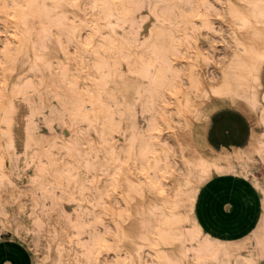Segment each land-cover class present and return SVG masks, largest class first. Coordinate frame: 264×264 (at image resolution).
Wrapping results in <instances>:
<instances>
[{"label": "snow or ice", "instance_id": "snow-or-ice-1", "mask_svg": "<svg viewBox=\"0 0 264 264\" xmlns=\"http://www.w3.org/2000/svg\"><path fill=\"white\" fill-rule=\"evenodd\" d=\"M120 7L119 3H101L100 0H20L13 2L8 9L9 12L19 11V17L12 15L13 21H23V28L27 31H17L13 34L11 29L6 30L2 35L8 37V41L0 40V113L4 119H0V125L6 124V117L9 110L15 111V101L21 96L31 99L36 94V88L26 77L20 78L14 85L8 84V72L10 64L9 53L15 51L19 44L28 40L30 46L35 49L32 43L39 34L45 41H54L56 47L52 49L53 54L59 49H64L62 37L64 31H60V36L52 35L53 30L59 31L61 23H44L42 17L33 15L37 9H51L59 16L60 21H67L69 16H73L79 21L80 28L77 31L83 32L88 29V35L75 40L72 34H68L69 44H74V53L77 61H83V66L77 65L78 69L84 72L83 83L75 76L71 82L65 80L63 85L66 87L68 96V109L65 119H71L77 129V137L70 144L57 145L51 137H41L39 142H34L31 138L29 145L25 149L23 156L29 152L32 161L25 163L26 169L33 170L34 174L30 183L36 187L33 194L34 199L23 202L16 194L15 185L7 178H2L0 183V225L6 230L14 240H20L28 235L34 236L37 229L42 226L43 218L49 211L59 213V221L65 224L70 232H80L83 240L81 247L89 250L88 259H69L61 258L57 261L51 259L41 260L36 257L34 264H144L143 259H137L141 250L139 241L145 240V235L141 232L137 235L136 228H130L129 233L121 237L119 225L113 224L114 220L122 218L125 210L135 203L146 199H171L172 190L165 191L162 181L168 176L167 171L161 173L163 167L162 154L157 153L154 148L144 147L139 141L126 143L123 147L114 145L111 136L114 130L109 129V121L113 119L112 105L115 97L107 90V85H101V80L106 78V73L110 70L113 56L117 55L116 48L110 46L111 36H103L102 30L110 25H100L99 21L93 26L89 22L91 16L95 19V13L101 16L104 11L112 9L115 11ZM193 9L199 7L201 10L210 5L201 3L191 5ZM256 7V5H249ZM259 7L264 9V0H260ZM66 10H71L68 15H64ZM237 25L243 29L251 27V22L247 17L239 14H232ZM264 17V12L261 13ZM83 17V19H81ZM111 18V17H109ZM200 19H204L203 16ZM224 19V17H221ZM39 20L40 23L36 24ZM29 22L34 26L29 27ZM264 40V31L258 34ZM16 43L12 44L11 41ZM237 39L236 49L239 52L243 48ZM66 51V49H65ZM247 51V49H245ZM175 55L177 60L185 61L182 71L177 72L172 64L175 63L171 58ZM195 53L185 51V46L180 45L167 52L166 58L169 61L167 70L158 80L157 92L160 106L167 114L169 111L174 116L180 118V126L177 128V136L182 141L186 140L188 148L181 143L177 145V151H191L201 148L204 143L201 137H207V146L219 148L220 143L235 142L236 137L247 139L250 127L259 133H264V102L259 106L255 101L256 83V63L244 65L250 67L247 76L248 84H237L226 81L219 88H213L207 94L203 86L199 85L196 76V69L192 68L187 61L189 56ZM40 56L36 57V64L40 63ZM233 57V62H236ZM260 72L264 78V55L258 58ZM156 65H150L151 71H156ZM38 70L36 67L33 71ZM100 77L101 80H97ZM91 83L89 95H85L84 84ZM43 86V81L40 82ZM248 88L247 100L237 103V100H244V96L239 98L236 91L239 88ZM264 90V80L261 83ZM193 93H195L196 111H193ZM231 101V106L225 101ZM213 104L219 107L213 108ZM255 109V114L253 113ZM214 112V115L210 113ZM43 115L38 107L33 106V114L28 119L31 121L35 115ZM161 125L167 126L164 118L158 117ZM251 122V124H250ZM259 128H256V124ZM87 124V131L83 126ZM93 128L96 131L93 133ZM7 139V133L4 134ZM95 136V139L92 137ZM58 139V138H57ZM147 143L151 145L152 140ZM255 139H253V145ZM9 145V151H11ZM58 148L53 154L52 149ZM35 149V150H33ZM258 161L264 162V136L261 137ZM13 166L18 164L15 155L11 157ZM9 163L8 153L0 156V171H7ZM204 177L201 176V179ZM175 199L177 202L183 201L185 207L190 205L191 196L194 194L192 185H183L181 189H176ZM65 193L71 196L65 197ZM259 194L264 196V184L259 186ZM65 199L72 209L64 211ZM191 225V221H189ZM128 227V225H126ZM159 229L150 233L148 238L156 235ZM200 240L208 243L207 238L201 235ZM128 241L135 248L130 256L124 259H116L111 262L105 261L103 253L115 252L118 257L121 254L120 245ZM165 233H160L151 247L158 249L162 244H166ZM98 257V259H93ZM0 264L3 261L0 260ZM157 264V260H153ZM163 264H191V257L186 253L180 252L170 258H166ZM197 264H205L203 261ZM211 264V261L208 262ZM253 264V262H249ZM260 264H264V258Z\"/></svg>", "mask_w": 264, "mask_h": 264}, {"label": "bare ground", "instance_id": "bare-ground-1", "mask_svg": "<svg viewBox=\"0 0 264 264\" xmlns=\"http://www.w3.org/2000/svg\"><path fill=\"white\" fill-rule=\"evenodd\" d=\"M214 1H220L218 11H215L210 0H171V16L162 13L160 10H153L151 16V14L144 9L142 12L149 14L148 18L138 20L139 17L137 14L139 12H136L137 4L135 0H100L101 3L110 2L112 4H120V7L115 11L108 9L104 11L103 16L97 12L94 14L95 19L91 16L89 17V22L93 26L97 24V21H99L100 25L107 24L111 26L104 27L102 35L113 37V39L110 40V46L115 47L117 51V55L112 58V66L106 73V78L101 80L100 77H96L97 80H101V85H107V90L115 97V102L112 105L113 119L109 121V129L114 130V134L111 136V141L114 145L121 146L122 144L121 147H123L126 143H130L134 140L141 143L140 135L133 127L131 107L127 99L128 93L133 92L139 94L140 82L138 80L149 74L152 78L151 83L154 89L153 91H155L158 87L159 78L167 70L169 63L166 58L167 52L180 45L185 46V51H188L191 45L194 46L195 56L188 60L187 63H189L192 68L196 69L197 81L199 85L203 86L205 94L213 88H219L220 85L224 84L226 81L235 82L238 85H247V76L250 67H245L244 65L247 64L250 66L251 63H256L255 101L257 106H259L261 102H264V90L261 89V83L264 78H262L258 63V58L264 55V40H261L258 35L260 32L264 31V17L261 16L264 9L259 7L260 0ZM13 2H20V0H0V25L4 28V31L8 30V28L11 29L13 34L17 31H27V29H24L22 26L23 21H13L11 18L12 15H17L18 17L20 15L19 11H8ZM39 2H43V0H39ZM54 2L55 0H49V3ZM93 2H95V0H93ZM201 3L210 5V7H206L202 10L199 7L196 9L191 7V5H198ZM249 5H256V7H249ZM174 7L179 8L177 11L178 17L176 19L172 13ZM69 11L71 10H66L64 15H68ZM234 13L239 14L242 18L247 17L251 22V27L241 29L233 18L232 14ZM33 15L42 17L44 23H61V29L59 31L53 30L52 35L59 37L60 31L65 32V35L62 37L64 49H59L53 54L52 49L56 47L55 42L45 41L42 36H40L39 28L37 27L36 39L32 41V43L36 45L35 49L30 46L28 40H24L15 51L9 53V59L13 62L10 64V71L8 72L6 82L14 85L18 79L24 78L29 68L33 69L36 67L38 69L36 71H39L42 75L40 82L43 81V86L46 89L45 95L42 93L38 95L39 106L49 101L52 110V118H56L63 122L69 121L70 123L65 125L68 129V134L77 137V129L74 127L73 122L70 118L65 119L68 109V92L63 82L65 80L71 82L73 76L82 83L84 81V72L77 67V65L82 67L83 61H77L74 55L76 47L74 44H69L68 41L70 37L68 34H72L71 38L79 40L81 37L88 35V29L85 28L83 32L77 31V29L80 28L79 21L75 20L71 15L67 21H60L59 16L51 9H37ZM212 15H218L219 21L224 25L226 30L223 38L227 50L218 60H216L214 56L208 55L202 51L196 34V31H205L206 34L217 32V28L213 26L214 20L211 18ZM201 16H203L204 19H200ZM221 17H224V19H221ZM81 19H83V17H81ZM39 23L40 21L37 20L36 24ZM175 24H184L185 27L181 29L172 28ZM163 25H171V40L167 39V33L162 30ZM218 25L216 27H218ZM33 26L34 25L29 22V27L31 28ZM178 31H180V34H178ZM237 39L244 45L243 48H240L239 52H237L236 49ZM172 40H174L176 44L171 43ZM3 41L8 40L3 38ZM11 43L15 44L16 41L13 39ZM245 49H247V51H245ZM38 55L41 58L39 65L36 64V57ZM233 57L237 58L235 63L233 62ZM171 59L173 61L177 60L174 54ZM212 61H215L216 64L219 63L218 67L221 70V74L218 78L211 74L214 78L211 77V79H209L203 72V67L209 65ZM150 65L157 66L155 72L150 70ZM172 67L177 72L181 71V69H177L174 64H172ZM0 75H2V73H0ZM83 86L85 88V95H89L91 83L89 82ZM247 93L248 88L246 87L239 88V90L236 91L237 97L244 96L245 101L247 100ZM195 95L196 94L193 93V111L197 110ZM25 100L28 101L29 99L25 98ZM24 101L20 98L12 101L15 105V111L12 112L9 110L6 117V124L0 125V154L3 153L2 140L4 139L3 134L5 132L7 133V139H4V145L6 147L11 145L15 148L25 142L28 133H34L33 122L28 119V117L33 114V107L28 110ZM153 103L157 106L156 121L158 124L150 130L152 134L150 140H152L153 143L149 145L146 141L143 145L144 147L154 148L157 153L162 154L164 170L161 169L163 171H161V173L167 171V178L169 179V183H167L168 187L163 186L165 191L169 189L172 190V198L146 199L130 206L129 210L133 211L134 214L133 216L129 214L126 216L128 221L125 223L122 222V218H124L125 215L113 221V224L119 225L121 237L129 233L130 228L137 227L138 232H141L139 227L145 229L147 225L153 227L157 226L155 230L159 229V232H156V235L149 239V235L144 234L145 240L138 242L142 247L137 259H143L144 264L147 262L148 264H153L154 259L157 260V264H163L166 258L178 255L180 252H184L188 257H191V259L194 260L192 264H197L199 261H203L205 264H208L209 261H211V264H249V262L260 264L261 259L264 258V196L260 195L263 212L257 225L251 232L239 239L211 235L203 228L200 221V216L204 211L201 205H203L208 198L207 195L214 191L211 186L213 178L218 174L229 172L231 173V180L233 182H243L244 179H246V172L248 171L246 168L248 160L240 158L236 164L223 165L218 163L214 158H209L202 146L200 149L196 150L177 151V145L181 143L184 144L186 149L188 148L187 141H182L177 136L180 118L174 116L171 111L165 114L160 106L156 91ZM158 117L164 118L167 126L161 125L158 121ZM4 118L3 113H0V119ZM163 128L167 129L165 133L161 132ZM83 129L87 131V124L83 126ZM92 131L94 133L96 129L93 128ZM262 136H264V133H261L257 138L255 157L259 156ZM92 138L95 139V136ZM176 157L178 159H176ZM249 159H254V157L249 156ZM201 176L204 178L201 179ZM253 179L256 184V190L259 193V186L261 184L258 183L255 176ZM185 184L194 187V194L191 196L190 205L187 207H185L183 201L177 202L175 199V190L181 189ZM243 185L244 183H241L240 192L244 194L243 197L246 202H252V199L248 198L249 194L244 191ZM71 195L72 194L69 193V196ZM146 212L150 214L149 218L143 220L141 215ZM189 221H191V225ZM126 225H128V227H126ZM161 232L165 233L167 243L162 244L158 249L151 247L153 243H156V239ZM79 233L80 232H78V235ZM137 235L139 234L137 233ZM201 235L207 238L208 243H203L200 240ZM50 237L55 243L51 255L52 261H57L61 258L65 261L69 259L89 258V250L81 247L82 243H86L81 234L79 237H73V235H70L65 230H59L52 231ZM247 238L255 240L258 252L243 251L242 248L246 246L241 247L236 245L241 240ZM146 242L150 244L147 251L145 250ZM120 248L124 249L125 254L123 255L121 253L120 257H118L114 252L115 259H124L130 256L135 245H132L128 241H124L120 245ZM145 255L147 256V260H145ZM93 259H98V257H93Z\"/></svg>", "mask_w": 264, "mask_h": 264}, {"label": "rangeland", "instance_id": "rangeland-1", "mask_svg": "<svg viewBox=\"0 0 264 264\" xmlns=\"http://www.w3.org/2000/svg\"><path fill=\"white\" fill-rule=\"evenodd\" d=\"M170 1L171 0H135L137 4L136 12L137 13L139 12L137 14V16L139 17L138 20H144L145 18H148L149 14H145L142 12L144 9H146V11H148L150 14L152 13L153 10H160L162 13H165L171 16ZM210 3L213 4L215 11H218L220 7V1L210 0ZM178 10H179L178 7H174L172 9V13L174 14L175 19L178 17L177 16ZM211 18L214 20L213 26L217 28V32L212 33V34L211 33L206 34L205 31H202L203 33L200 31H196V34H197L198 43L200 44L202 51L208 55L214 56V58L218 60L219 58H221L223 53L226 52L227 50V46L223 38V35L226 33V30H225L224 25L219 21L218 15H212ZM217 25L218 27H216ZM182 27L183 28L185 27L184 24H175L172 26V28H176V29H181ZM162 28H163L162 30H164V32L167 33V36H168L167 39L171 40V25H167V26L163 25ZM3 31H4V28L0 25V39L3 40L4 38L5 40H8L7 36H4V35L2 36V34L5 32ZM178 34H180V31H178ZM171 43L176 44V42L174 43V40H172ZM189 48H188V51L194 53V46L191 45ZM193 57L194 56L190 55L189 60L192 59ZM174 61H175V63H173L174 66L177 69H181L182 71L186 62L183 60H174ZM218 65L219 63L216 64L215 61H212L210 62L209 65L203 67V72L209 79H211V77L212 78L220 77L221 70L219 69ZM41 76L42 75L39 71H33L32 68H29L26 74L24 75V77L30 80L36 88L35 96L29 99L28 101L25 100V98H27L25 96L19 97L21 100L23 101L25 100L24 102L28 110L31 109L33 106H39V101H38L39 93H42L43 95L46 94L45 87L40 86V78H42ZM138 81L140 82L139 83L140 93L139 94L133 93V92L128 93L127 99L131 107L132 122H133L134 130L140 135L141 143L144 144L146 143L148 139L152 137V134L150 131L151 128L158 124L156 121L157 106H155V103H153V98L155 97V91H153L154 89L151 83L152 78L150 74L146 77L139 79ZM243 102H246V101L239 100V99L237 100V103H243ZM225 103H227L229 107L231 106L230 100L225 101ZM217 107L219 106L213 104L214 109ZM38 109H39V112L43 113V115L37 114L33 117L32 122L34 125V133L33 134L28 133L26 135L25 142H23L21 145L17 146L16 148L12 146L11 151H9V147H6L4 145L5 140L4 139L2 140L3 153L0 154V156H3V154L8 153L9 163L7 165L6 172L0 171V183H2V178H7L11 182V184L15 185L16 194L20 198V200L23 202H28L34 199L35 197L33 194L36 192V187L30 183L34 172L31 169L25 168V163L26 162L30 163L32 161L31 153L29 152L27 156L22 155V153H24L25 149L29 145L30 138L34 142H39V138L41 137H44V138L51 137L53 140L56 141L57 145L69 144L74 139H79V137H76L75 135L68 134V129L65 127V125L70 123L69 121L63 122L56 118H52V110H51V105L49 101L44 102V104L39 106ZM253 113L255 114V109H253ZM214 114H215L214 112L210 113V115H214ZM256 128H259L258 123L256 124ZM166 131L167 129L163 128L161 132L165 133ZM260 134L261 133L255 131V129H252L250 127V131H249V135L247 139H245L244 137H236L234 138L235 142L230 141L229 143H225L224 145L219 146L218 149L217 148L210 149V147L207 146V137L206 136L201 137L202 141H204V143H202L201 146L204 149L205 153L207 154L209 158L211 159L214 158L218 163L226 165V164H236L240 158H244L248 160L247 165H246V168L248 169V171L246 172V179H244V181L241 183L242 184L244 183L242 187L244 188V191H246L249 194V197L248 196L247 197L250 199L252 198L246 186L249 185V187L256 189V184H255L253 177L254 176L256 177V180L258 181L259 184H264V162L258 161L257 157H255L256 141H257V138L260 136ZM253 139H255L254 145H253ZM232 143H235L236 145H231ZM52 151H53V154H55V152L58 151V148L52 149ZM13 155H15L18 160V164L15 166H13L10 162L11 157ZM249 156L254 157V159H249ZM176 159L178 158L176 157ZM161 169H163V167H161ZM161 169L160 171H162ZM166 179L162 181V184L165 187H168L167 183H169V179L168 178ZM226 183L228 184L227 186L229 187L228 195L232 196L233 194L236 193V191H234L232 188L233 184L236 185L239 190H241V183L233 182L231 180V173L229 172L216 175L211 182V186L213 187L214 191H216V190H221L222 189L221 185H224ZM243 195L244 194L242 193V197ZM67 196H69V193H65V197ZM207 199L205 200L203 204L204 211L201 215V216H205L207 221L206 223H203L201 216H200V221H201L203 228L206 231H208L211 235H214V236L218 235L219 237L239 239L240 237L244 236L245 234H248L254 229L252 228L251 230H248L247 232L243 233L241 236H237V237L228 235L226 232L211 230L212 226L210 222L212 221L213 223H215L214 221L215 216L213 215L212 212L208 210ZM69 209H72V205L68 204L67 200L65 199L64 211L68 212ZM72 210L75 211V209H72ZM262 212H263V208H262ZM128 214L131 216H133L134 214L133 211L129 210V207L125 210V213H124L125 216L124 218H122L123 223L128 221V218L126 217ZM149 215L150 214L146 212L142 214L141 217L143 220H147L149 218ZM261 216H262V213H261ZM156 227L157 226L153 227L151 225H147L145 229L140 228V227L139 229L141 230V232H143V234L149 235L150 233L155 232ZM134 228L138 230L137 227H134ZM59 230H65L70 235H73V237H79L81 234L79 233L78 235V232H70L68 228L65 226V224L60 223L59 213H53L51 211H49L48 215L43 218L42 226L39 229H37L34 236L28 235L26 237H22L20 240H14L12 236L6 230L3 229V226L0 225V235H1L0 236V260L3 261V264H34V261L37 256L39 257L41 256L40 259L45 260V261L51 259V255L53 253L55 243L54 241H52L50 237V233H52V231H59ZM141 232L137 231L138 234H140ZM236 245L241 246V247L246 246L245 248H242L243 251L248 250L251 252L253 251L258 252L257 247H256V242L255 240L251 238L241 240ZM149 246L150 244L146 242V246H145L146 251L149 249ZM121 253L123 255L125 254V251L123 248H121ZM103 258L105 261H108V262L116 260L114 258V252L103 253ZM106 258H109V259H106ZM146 258L147 256L145 255V260H147ZM193 261L194 260L191 259V264ZM146 264H148V262Z\"/></svg>", "mask_w": 264, "mask_h": 264}, {"label": "crops", "instance_id": "crops-1", "mask_svg": "<svg viewBox=\"0 0 264 264\" xmlns=\"http://www.w3.org/2000/svg\"><path fill=\"white\" fill-rule=\"evenodd\" d=\"M220 144L222 146L225 143ZM231 145L236 144L232 143ZM227 185V183L221 185V190L212 191L207 195L208 210L215 216V223L210 222L211 230L226 232L228 235L237 237L256 226L262 213V200L256 189L249 187V185L246 188L250 192L252 202H246L234 184L232 188L236 193L232 196L228 195L229 187ZM201 206L203 207V205ZM201 218L202 222L206 223L205 216H201Z\"/></svg>", "mask_w": 264, "mask_h": 264}]
</instances>
